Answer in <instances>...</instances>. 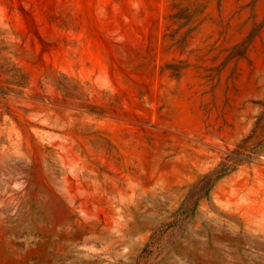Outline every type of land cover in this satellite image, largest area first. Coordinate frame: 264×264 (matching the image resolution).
<instances>
[{"label": "rangeland", "instance_id": "rangeland-1", "mask_svg": "<svg viewBox=\"0 0 264 264\" xmlns=\"http://www.w3.org/2000/svg\"><path fill=\"white\" fill-rule=\"evenodd\" d=\"M207 259L264 264V0H0V264Z\"/></svg>", "mask_w": 264, "mask_h": 264}, {"label": "bare ground", "instance_id": "bare-ground-1", "mask_svg": "<svg viewBox=\"0 0 264 264\" xmlns=\"http://www.w3.org/2000/svg\"><path fill=\"white\" fill-rule=\"evenodd\" d=\"M49 178H51L50 176H49ZM46 191V192H45ZM47 190H39L38 191V193L36 194V201H37V203L38 204H40V205H42V206H44L45 205V203H46V201H47ZM21 216H23L24 214L23 213H21L20 214ZM61 219V217H60V215H58L57 217H55V221H58V220H60ZM16 229V231L17 230H19L20 229V227H16L15 228ZM209 252V251H208ZM212 254V253H211ZM209 255V254H208ZM205 264H219V262H217L216 260H214V259H207L206 261H205ZM223 264H225V263H223Z\"/></svg>", "mask_w": 264, "mask_h": 264}]
</instances>
